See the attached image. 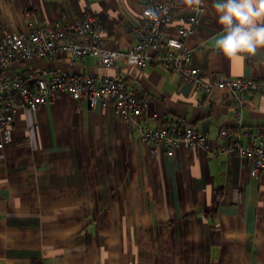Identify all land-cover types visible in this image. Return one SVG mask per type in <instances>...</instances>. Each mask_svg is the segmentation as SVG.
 Listing matches in <instances>:
<instances>
[{"label": "crops", "instance_id": "0c3cea01", "mask_svg": "<svg viewBox=\"0 0 264 264\" xmlns=\"http://www.w3.org/2000/svg\"><path fill=\"white\" fill-rule=\"evenodd\" d=\"M191 15L201 0H166ZM188 39L193 64L207 79L252 78L264 83V47L233 62L214 40L222 26L212 0ZM143 0H0L1 25L27 30L74 21L94 12L107 29L108 48L134 44L129 27L141 21ZM175 22L167 34L175 33ZM176 26V27H175ZM144 67L117 59L105 66L92 55L15 61L21 74L72 67L123 78L147 91L143 117L126 119L114 101L77 105L59 92L34 114L16 111L12 141L0 149V264H264V168L217 145L221 127L234 129L227 89L207 95L150 51ZM244 128L264 138V86L250 91ZM185 118L205 133L210 150L167 148L140 139L141 127ZM224 144V141H222Z\"/></svg>", "mask_w": 264, "mask_h": 264}, {"label": "built area", "instance_id": "2783aa9c", "mask_svg": "<svg viewBox=\"0 0 264 264\" xmlns=\"http://www.w3.org/2000/svg\"><path fill=\"white\" fill-rule=\"evenodd\" d=\"M141 21L129 27L134 44L128 49L120 46L108 48L107 29L94 12H86L74 21L42 24L34 22L27 30L10 29L1 25L0 34V149L12 141L16 111L27 107L34 114L42 104L52 100L59 92L68 93L80 105L84 100L95 108L100 101H114L117 110L126 119L143 117L147 113L151 96L127 85L121 77L96 76L78 73L72 67L50 71L46 68L21 74L12 69L15 61L32 57L52 58L56 52H67L75 58L92 55L105 66H114L124 58L130 65L144 67L152 58L177 71L183 82L191 83L207 95L216 89H227L234 102V129L223 126L217 145L223 151L233 150L251 161V173L258 175L264 168V138L244 128L243 111L250 91L261 90L263 82L252 78L230 79L220 76L203 77L193 64L188 39L196 32L206 14V5L199 1L191 15H180L178 9L166 0H143ZM179 22L175 33L167 30ZM140 139L152 151L160 144L167 148L184 146L211 148L208 136L195 130L187 119L178 118L163 127H141ZM224 141V144L222 143Z\"/></svg>", "mask_w": 264, "mask_h": 264}, {"label": "clouds", "instance_id": "9594fccd", "mask_svg": "<svg viewBox=\"0 0 264 264\" xmlns=\"http://www.w3.org/2000/svg\"><path fill=\"white\" fill-rule=\"evenodd\" d=\"M221 35L215 48L233 62L264 47V0H212Z\"/></svg>", "mask_w": 264, "mask_h": 264}]
</instances>
